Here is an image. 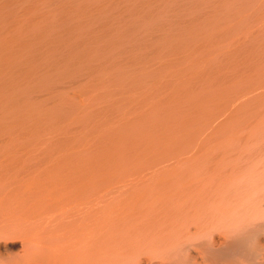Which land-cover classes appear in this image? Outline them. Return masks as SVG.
I'll return each mask as SVG.
<instances>
[{"label":"bare ground","instance_id":"1","mask_svg":"<svg viewBox=\"0 0 264 264\" xmlns=\"http://www.w3.org/2000/svg\"><path fill=\"white\" fill-rule=\"evenodd\" d=\"M0 264H264V0H0Z\"/></svg>","mask_w":264,"mask_h":264}]
</instances>
